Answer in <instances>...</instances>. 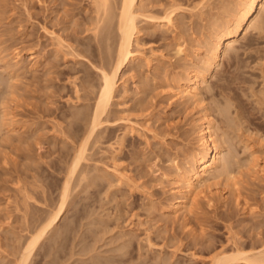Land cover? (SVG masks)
I'll use <instances>...</instances> for the list:
<instances>
[{"label":"rangeland","instance_id":"374dc122","mask_svg":"<svg viewBox=\"0 0 264 264\" xmlns=\"http://www.w3.org/2000/svg\"><path fill=\"white\" fill-rule=\"evenodd\" d=\"M242 1L141 3L135 48L143 57L123 68L108 123L87 147L62 219L29 264H213L239 247L263 248L264 8L205 73L200 104L172 96L173 81L198 69L195 52L204 56ZM172 7L175 28L161 21ZM95 8L93 0H0V264H17L58 209L95 107L99 69L112 67L111 41L94 31ZM234 74L240 80L229 84ZM205 114L221 163L191 213L170 216L171 180L198 149Z\"/></svg>","mask_w":264,"mask_h":264},{"label":"bare ground","instance_id":"6f19581e","mask_svg":"<svg viewBox=\"0 0 264 264\" xmlns=\"http://www.w3.org/2000/svg\"><path fill=\"white\" fill-rule=\"evenodd\" d=\"M93 1L96 5L95 9H97V26L94 31H99V37H101L100 42L105 41L108 43V41H111V44H108L107 47L113 50V64L111 68L99 69L102 82L96 98L95 107L92 115L89 116L90 119H88L87 133L84 135L85 138L83 137L80 145L76 147L75 154L66 170V181L62 189L59 207L49 215L46 222L29 238L28 242H26L17 264H29L40 243L58 226L64 210L69 203L71 182L73 178L80 173V167L83 165L82 162L86 161L87 147H89L88 145L93 137L102 133L100 128L103 124L106 122L108 123L107 117L109 109L112 105V100L115 98L117 88L119 87L123 68L132 63V61L140 60L143 57L135 46L137 45V37L140 33L138 20L139 17H141V12H139V8L144 0ZM261 8H264V0L242 1V5L231 15L229 20L224 23L222 29L217 30L216 33L213 34L214 37L206 42L204 46L206 51H204V56L200 57L201 52H195L194 57L200 58L199 64L201 66L199 65L198 67L200 70L195 69L194 71L187 72L184 78L173 81V98L193 101L194 104L201 103L200 91L207 79L205 73H210V71L218 65L223 56L224 48H232L234 43L239 40V37L243 34V37L246 36L247 31L254 27L253 18ZM175 12L176 9L172 7L170 10L166 11L161 21L165 22L166 26L175 28ZM149 18L151 17H148V19ZM151 20H153V18ZM53 36L56 35L53 33ZM55 40L60 46H64L65 42L60 36H57ZM101 47L102 44L100 43V48ZM100 48L98 50H100ZM104 53L106 54V52ZM178 53H181V51H178ZM238 57L239 55L235 54L231 59L236 62ZM16 59H19V55H16ZM150 60L145 59L148 64L152 62V60ZM201 70H205V72L202 74V72H200ZM239 80L240 77L234 74L228 83L232 84ZM6 115H8L6 108L2 109L1 118L4 119L3 117H6ZM198 138V149L195 154L191 157V160L189 159L190 161L187 164L185 163V167H177V177L171 180L173 182L172 184L176 185L172 190L173 195L176 197L174 198L170 210L167 212L170 216L176 217L179 213L184 212L183 217L185 218L188 216L187 214L191 213V208L195 206L197 199L204 197L206 191L211 187L207 185V182L211 178L214 169L221 163V148L218 144V140L215 138L213 120L211 116L207 114L199 117ZM262 171L264 172V170ZM117 179L118 182L123 183L126 176L123 173L117 172ZM262 247L263 248L260 250L254 247L250 251H246L244 248L239 247L235 250L233 255H225V257L219 255L215 258L213 264H225L227 262L264 264V244Z\"/></svg>","mask_w":264,"mask_h":264}]
</instances>
